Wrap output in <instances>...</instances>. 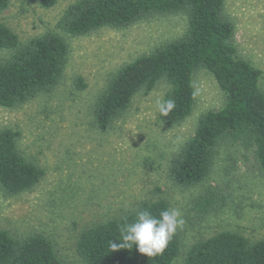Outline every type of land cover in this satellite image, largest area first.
Returning <instances> with one entry per match:
<instances>
[{"label": "rangeland", "instance_id": "rangeland-1", "mask_svg": "<svg viewBox=\"0 0 264 264\" xmlns=\"http://www.w3.org/2000/svg\"><path fill=\"white\" fill-rule=\"evenodd\" d=\"M75 0H59L52 8L36 0H11L0 22L26 41L56 27L65 8ZM225 10L236 26L239 54L263 70L264 0H226ZM188 26L184 15L157 16L124 29L103 28L66 36L71 51L58 88L26 104L0 106V129L20 133L18 145L45 170L30 191L6 196L0 191V228L23 238L43 233L64 264H83L77 253L80 232L93 222L107 220L134 208L139 201L165 198L181 212L185 224L176 233L182 253L199 239L229 230L252 241L264 238V173L239 145L222 144L212 175L201 185L179 188L167 176L168 158L194 133L200 115L219 109L224 93L206 70L194 75L196 101L192 114L173 128L159 118L169 86L159 84L140 93L114 126L102 132L93 123L92 106L109 78L124 63L181 36ZM6 55L0 51V59ZM81 76L87 84H74ZM228 186L232 195L221 211L200 218L194 201L210 185ZM192 209V210H191Z\"/></svg>", "mask_w": 264, "mask_h": 264}, {"label": "trees", "instance_id": "trees-1", "mask_svg": "<svg viewBox=\"0 0 264 264\" xmlns=\"http://www.w3.org/2000/svg\"><path fill=\"white\" fill-rule=\"evenodd\" d=\"M28 1V0H25ZM52 8L59 0H36ZM11 0H0V13ZM226 0H75L63 11L56 27L26 41L0 22V106L16 108L54 92L64 76L70 45L65 35L80 37L103 28L124 29L157 16L184 15L186 31L176 39L124 63L109 78L92 106L93 123L100 131L110 130L130 109L138 94L149 93L159 84L169 86L164 101L176 107L159 118L173 128L193 112L196 101L194 75L200 70L212 74L224 93L221 108L202 113L194 133L168 158L167 176L185 189L204 183L213 173L219 147L224 143L247 150L264 173V89L263 70L242 57L235 45L236 26L225 10ZM77 89L87 84L76 76ZM20 133L0 129V191L15 196L32 190L45 170L25 157L18 145ZM232 195L228 186L214 184L194 201L193 210L202 218L221 211ZM171 208L165 198L142 200L121 215L97 221L84 228L77 239V253L83 264H174L182 253L175 234L162 254L149 257L123 243L121 230L136 219L139 211L154 216ZM192 210V209H191ZM0 264H64L53 242L43 233L23 238L0 228ZM183 264H264V238L252 241L224 230L194 242L184 253Z\"/></svg>", "mask_w": 264, "mask_h": 264}, {"label": "clouds", "instance_id": "clouds-1", "mask_svg": "<svg viewBox=\"0 0 264 264\" xmlns=\"http://www.w3.org/2000/svg\"><path fill=\"white\" fill-rule=\"evenodd\" d=\"M159 110L167 116L175 107V100L169 99L159 102ZM185 224L181 212L176 208H166L159 216H154L149 210L139 211L136 219L126 224L121 230L123 243L112 244L113 249L118 247L131 248L136 245L138 251L149 257L162 254L177 229H182Z\"/></svg>", "mask_w": 264, "mask_h": 264}]
</instances>
